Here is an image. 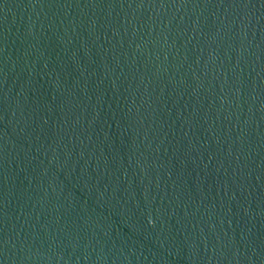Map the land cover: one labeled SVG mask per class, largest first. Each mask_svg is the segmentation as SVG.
<instances>
[{"label":"water","instance_id":"1","mask_svg":"<svg viewBox=\"0 0 264 264\" xmlns=\"http://www.w3.org/2000/svg\"><path fill=\"white\" fill-rule=\"evenodd\" d=\"M0 264H264V0H0Z\"/></svg>","mask_w":264,"mask_h":264}]
</instances>
